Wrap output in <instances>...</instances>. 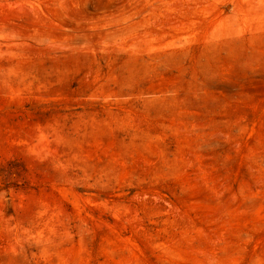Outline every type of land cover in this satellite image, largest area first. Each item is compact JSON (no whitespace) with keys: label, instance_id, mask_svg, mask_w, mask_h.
<instances>
[{"label":"rangeland","instance_id":"obj_1","mask_svg":"<svg viewBox=\"0 0 264 264\" xmlns=\"http://www.w3.org/2000/svg\"><path fill=\"white\" fill-rule=\"evenodd\" d=\"M0 264H264V0H0Z\"/></svg>","mask_w":264,"mask_h":264}]
</instances>
